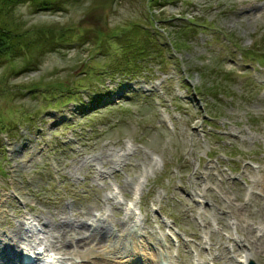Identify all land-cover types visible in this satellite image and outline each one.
I'll use <instances>...</instances> for the list:
<instances>
[{
    "label": "rangeland",
    "instance_id": "1",
    "mask_svg": "<svg viewBox=\"0 0 264 264\" xmlns=\"http://www.w3.org/2000/svg\"><path fill=\"white\" fill-rule=\"evenodd\" d=\"M51 3L15 8L0 58V264H264V0ZM143 32L141 70L102 73ZM95 213L115 250L64 252Z\"/></svg>",
    "mask_w": 264,
    "mask_h": 264
},
{
    "label": "trees",
    "instance_id": "2",
    "mask_svg": "<svg viewBox=\"0 0 264 264\" xmlns=\"http://www.w3.org/2000/svg\"><path fill=\"white\" fill-rule=\"evenodd\" d=\"M25 0H0V58L6 57V56H14L16 53L20 51L19 44L21 34H18V32H15V29L11 27L8 23V19L12 15L15 8L22 4ZM55 0H33L34 5L47 7L52 4ZM148 0V4L155 3V0ZM158 1V0H157ZM157 4V2H156ZM52 7V6H51ZM150 16V15H149ZM147 16L148 20H150V17ZM185 24V23H184ZM183 25V24H182ZM186 26V24H185ZM181 28L180 25H177L176 29L179 30ZM131 29L133 31H141L140 28L136 27V25L133 23L131 25ZM142 32V31H141ZM146 36V40L144 44H136L134 53H130V50H127L131 45L129 44L123 48L122 55L120 56L119 60H113L112 62L108 63L106 68L102 71V73H106L107 76H112L113 73H119L123 74L124 76H134L136 73H138V70H141L142 64H140V60L144 59L139 57L144 56L148 53H156L157 44L155 43L153 36L148 33L143 32ZM83 35V34H82ZM84 36V35H83ZM81 36L80 38L83 39L84 37ZM59 39L62 41H66L67 39L59 35L58 37L53 36V34H49L47 36L42 37V40L38 39V42L41 43L40 50L43 51L44 47H51L54 46V40ZM96 41V39H95ZM103 42V41H102ZM105 43V42H104ZM172 47L174 49H177L176 42H172ZM26 46H28L26 44ZM100 52V51H99ZM106 54V53H103ZM245 54L243 53V56ZM133 59V63L130 62L131 59ZM262 60V59H261ZM131 69V70H130ZM134 70V71H133ZM87 71H85V74ZM76 94V92L69 90L68 88V94H66V98L70 99L73 97V95Z\"/></svg>",
    "mask_w": 264,
    "mask_h": 264
},
{
    "label": "bare ground",
    "instance_id": "3",
    "mask_svg": "<svg viewBox=\"0 0 264 264\" xmlns=\"http://www.w3.org/2000/svg\"><path fill=\"white\" fill-rule=\"evenodd\" d=\"M105 157V156H104ZM207 174V173H206ZM210 174V173H209ZM206 176V175H205ZM140 191V190H139ZM138 191V192H139ZM90 205V204H89ZM92 205V204H91ZM95 206V205H94ZM91 206H87V209L86 210H88V208H90ZM92 209V208H91ZM86 210L85 211H82V214L84 213V212H86ZM263 212V211H262ZM81 214V213H80ZM87 214V213H86ZM70 215V214H69ZM83 215H85V214H83ZM74 216V215H73ZM67 217V216H66ZM76 218V217H75ZM67 219V218H66ZM35 220H37V219H35ZM63 220V219H62ZM62 220H58L57 221V223H58V225H60V224H63V222H62ZM106 218L104 219L103 218V220L102 221H100L99 222V225H100V228L98 229V230H96V232L97 233H79V235L78 236H76V237H72V235L70 234L71 232L70 231H66L65 229H63L62 228V231L60 232L63 236V239H61V242H60V247H61V249H64L65 251L64 252H66V253H68V254H76V253H79L78 255H79V257H82V256H80V253H82V252H79V251H92V250H95V249H98V251H100V252H111V251H114L115 250V248L116 247H114V246H112V249L109 247L110 245L108 244L109 242H110V239H112L111 237H110V234H108V230H104L103 229V226H104V224L106 223ZM33 222V221H32ZM24 223V222H23ZM38 223V222H37ZM74 224V223H73ZM107 224V223H106ZM56 226V225H55ZM61 226V225H60ZM106 226V225H105ZM107 227V226H106ZM77 228V227H76ZM74 229V228H73ZM78 229V228H77ZM56 230H57V228H56ZM16 231V230H15ZM17 232V231H16ZM81 234V235H80ZM18 235V234H17ZM16 237V234H14V238ZM60 237V236H59ZM95 237H96V242L94 243V241H95ZM106 238V239H105ZM13 239V238H12ZM25 239V238H24ZM59 239V238H58ZM106 240H108L109 242L108 243H106ZM134 240V239H133ZM67 244V245H66ZM78 247L79 248H81V249H78ZM122 247V246H121ZM185 247V246H184ZM151 248V247H150ZM118 249H119V247H118ZM135 249V248H134ZM144 249V248H143ZM98 251H96V252H98ZM148 251H150V250H148ZM153 253V252H152ZM151 253V254H152ZM130 254V253H129ZM128 254V255H129ZM127 255V256H128ZM161 256H162V254H161ZM89 257V256H88ZM88 257H82L81 258V260L82 259H87ZM148 257V256H147ZM171 257V256H170ZM72 259V258H71ZM74 259H76V258H73V260ZM145 259V258H144ZM155 259V258H154ZM154 259L153 258H149L148 257V260L146 261L147 262V264H156L155 263V261H154ZM158 259V258H157ZM80 260V263H82V261ZM137 260V259H136ZM143 260V259H142ZM146 260V259H145ZM89 261H90V259H89ZM132 261H133V259H131V257H130V255L128 256V257H126V259L125 260H114V262H113V264H135V263H132ZM173 261V260H172ZM243 261V263H245L246 262V259H243L242 260ZM144 262V261H143ZM175 262V261H174ZM167 263H169V262H167ZM171 263V262H170ZM85 264H87V263H85ZM89 264V263H88ZM90 264H99V262L98 261H94V262H92V261H90ZM145 264V263H144ZM157 264H164V263H162V262H158Z\"/></svg>",
    "mask_w": 264,
    "mask_h": 264
},
{
    "label": "water",
    "instance_id": "4",
    "mask_svg": "<svg viewBox=\"0 0 264 264\" xmlns=\"http://www.w3.org/2000/svg\"><path fill=\"white\" fill-rule=\"evenodd\" d=\"M249 264H259L256 261H254L253 259H249Z\"/></svg>",
    "mask_w": 264,
    "mask_h": 264
}]
</instances>
